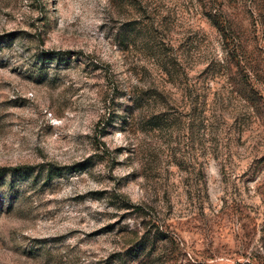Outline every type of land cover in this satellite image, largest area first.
Returning <instances> with one entry per match:
<instances>
[{
    "label": "rangeland",
    "instance_id": "374dc122",
    "mask_svg": "<svg viewBox=\"0 0 264 264\" xmlns=\"http://www.w3.org/2000/svg\"><path fill=\"white\" fill-rule=\"evenodd\" d=\"M205 2L0 0V264H264V0L221 38ZM180 82L221 119L129 114H186Z\"/></svg>",
    "mask_w": 264,
    "mask_h": 264
},
{
    "label": "trees",
    "instance_id": "16d2710c",
    "mask_svg": "<svg viewBox=\"0 0 264 264\" xmlns=\"http://www.w3.org/2000/svg\"><path fill=\"white\" fill-rule=\"evenodd\" d=\"M206 1L201 7L202 12L201 14L209 21L210 25L216 30V32L219 34L220 38L225 37V32L227 31V20L225 15L222 12L221 9V2L219 0H204ZM6 37H0V44L4 43L5 41H8V39H5ZM67 52H61V51H50V52H44L41 53L38 56V61L40 62V65L44 66L45 64H52L53 62L59 63H68L70 58L68 57ZM163 70V69H162ZM164 72L167 75H172L174 71H167L164 69ZM221 75V74H219ZM216 78V77H213ZM212 80V78H211ZM185 84V87L183 89V94L185 95V98L187 100L188 110L187 113L184 115H181V112L179 114V117H173L172 115H167L165 113V110L169 108V104L164 103L162 104V93H158L157 90H152L153 94H151V97H153V103L156 104L155 106L158 108H150L149 103L145 102L143 103L142 99L140 97L134 98V97H128L129 102L133 101L136 102L135 108L133 107L132 110L129 112L130 115L134 113V110H139L141 112V119H148L146 121V125L151 130L157 129L159 127V119H192L194 122L195 120L198 122V125L202 126L203 129H206L209 119H221V91L214 90L209 86L206 85L205 87H198L196 86L194 82L192 83H185L180 82L179 84ZM212 96V99L210 100L209 97ZM160 99V101H159ZM133 105V104H132ZM163 106V107H159ZM146 107V108H145ZM145 108V111H144ZM159 108L162 109V111ZM216 112L219 113V116H216ZM195 119V120H194ZM210 126V125H208ZM86 167L85 163H79L75 165L74 167H71L69 169H75L76 171H82ZM15 171V170H14ZM60 171H63L62 168L57 169H49V177L50 176H57L61 174ZM55 172V173H54ZM13 174L12 172H10ZM18 175H22L27 177L28 173L26 171L18 172ZM3 175L1 172L0 176Z\"/></svg>",
    "mask_w": 264,
    "mask_h": 264
}]
</instances>
